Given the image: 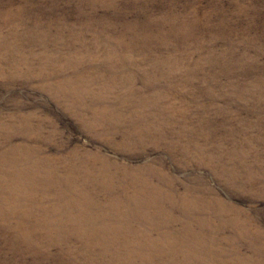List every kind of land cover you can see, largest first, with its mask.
<instances>
[{"label":"rangeland","instance_id":"rangeland-1","mask_svg":"<svg viewBox=\"0 0 264 264\" xmlns=\"http://www.w3.org/2000/svg\"><path fill=\"white\" fill-rule=\"evenodd\" d=\"M0 264H264V0H0Z\"/></svg>","mask_w":264,"mask_h":264}]
</instances>
